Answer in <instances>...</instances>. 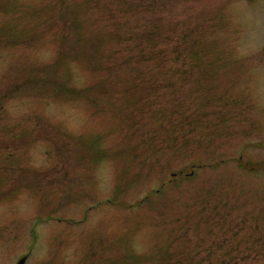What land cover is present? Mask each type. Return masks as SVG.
Masks as SVG:
<instances>
[{
    "label": "rangeland",
    "instance_id": "1",
    "mask_svg": "<svg viewBox=\"0 0 264 264\" xmlns=\"http://www.w3.org/2000/svg\"><path fill=\"white\" fill-rule=\"evenodd\" d=\"M25 256L264 264V0H0V264Z\"/></svg>",
    "mask_w": 264,
    "mask_h": 264
}]
</instances>
